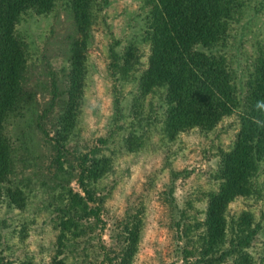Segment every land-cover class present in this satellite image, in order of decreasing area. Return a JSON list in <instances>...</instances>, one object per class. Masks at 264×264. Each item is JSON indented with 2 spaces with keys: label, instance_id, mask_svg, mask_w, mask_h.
Listing matches in <instances>:
<instances>
[{
  "label": "trees",
  "instance_id": "16d2710c",
  "mask_svg": "<svg viewBox=\"0 0 264 264\" xmlns=\"http://www.w3.org/2000/svg\"><path fill=\"white\" fill-rule=\"evenodd\" d=\"M57 1L0 0V206L4 204L8 209L22 210L26 205L24 190L13 185V152L4 133L8 119L19 114L29 100L24 89L27 46L15 27L24 17L50 14ZM104 1L65 2L77 38L69 47L66 100L57 114L52 139L57 153L58 148L72 141L84 104L91 27ZM247 1L142 0L146 11L141 40L148 54L145 69L136 80L137 100L158 98L162 110L158 130L162 136L172 142L179 134L193 130L213 132L232 116L237 123L234 137L218 152L210 178L214 186L205 193L202 218L187 212L190 204L171 211L170 229H174L180 243L181 264H255L250 250L261 228L254 214L248 210L228 212L233 201L249 200L264 191V52L253 57L242 79L227 55L237 42L231 32L246 30L247 23L242 20L251 11ZM252 10L258 13V9ZM124 50L119 59L112 55L111 66L127 79L138 65L139 56L134 53V45ZM114 105L116 120L121 110L117 102ZM141 136L125 139L126 152L140 149ZM60 156L58 153L53 164L61 172ZM76 172L78 191L61 187L58 206L52 208L62 214L56 223L57 253L49 264H65L64 258L58 257L73 242H77V264H133L143 227L141 204L124 210L114 223L112 248L102 246L97 251L92 244L106 197L101 184L113 175L112 157L97 150L79 152ZM262 251L261 262L264 248ZM2 261L0 250V264ZM19 264L32 262L24 259Z\"/></svg>",
  "mask_w": 264,
  "mask_h": 264
},
{
  "label": "rangeland",
  "instance_id": "374dc122",
  "mask_svg": "<svg viewBox=\"0 0 264 264\" xmlns=\"http://www.w3.org/2000/svg\"><path fill=\"white\" fill-rule=\"evenodd\" d=\"M66 1L58 0L46 16L24 17L15 27L27 46L24 89L29 100L19 114L8 119L4 133L13 152V185L24 190L26 205L22 210L0 206L2 264H19L24 259L32 264L50 263L57 253L56 223L62 214L52 208L58 206L61 187L78 191L74 176L77 153L91 150L112 157L113 167V175L101 184L106 197L100 206L101 224L92 241L94 249L112 248L114 223L124 210L141 204L143 227L133 264H181L180 243L174 229H170L171 211L190 204L187 212L202 218L205 193L214 186L210 178L218 152L228 146L237 130L235 117L224 119L213 132L193 130L167 142L158 130L162 112L158 98L137 100L136 80L145 69L148 54L141 40L146 11L143 2L105 0L91 27L84 104L72 141L58 148L63 171H57L53 159L58 153L52 139L57 114L66 100L69 47L77 38ZM246 3L251 7L242 20L247 23L246 30L239 27V32H231L237 42L227 52L241 79L253 57L264 52V0ZM128 45H134L139 63L126 79L111 66V57L119 59ZM116 102L121 112L115 120ZM129 135H142L139 150L126 152L125 139ZM241 210L252 212L261 228L250 252L255 264H264L260 261L264 248V191L258 197L238 199L228 206L229 213ZM21 229L23 235L19 234ZM61 257L65 264H77V242L68 244Z\"/></svg>",
  "mask_w": 264,
  "mask_h": 264
}]
</instances>
